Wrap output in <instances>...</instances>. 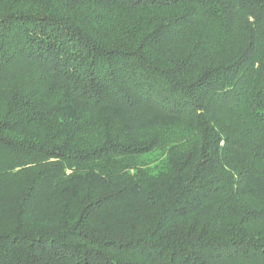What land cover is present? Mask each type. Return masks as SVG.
<instances>
[{
    "label": "trees",
    "instance_id": "obj_1",
    "mask_svg": "<svg viewBox=\"0 0 264 264\" xmlns=\"http://www.w3.org/2000/svg\"><path fill=\"white\" fill-rule=\"evenodd\" d=\"M0 264H264V0H0Z\"/></svg>",
    "mask_w": 264,
    "mask_h": 264
},
{
    "label": "rangeland",
    "instance_id": "obj_2",
    "mask_svg": "<svg viewBox=\"0 0 264 264\" xmlns=\"http://www.w3.org/2000/svg\"><path fill=\"white\" fill-rule=\"evenodd\" d=\"M134 167H138L152 174L165 171L169 166V157L164 150H156L131 161Z\"/></svg>",
    "mask_w": 264,
    "mask_h": 264
}]
</instances>
